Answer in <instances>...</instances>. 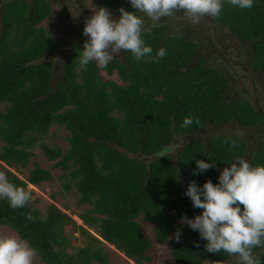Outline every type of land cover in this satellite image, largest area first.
<instances>
[{"label":"trees","instance_id":"1","mask_svg":"<svg viewBox=\"0 0 264 264\" xmlns=\"http://www.w3.org/2000/svg\"><path fill=\"white\" fill-rule=\"evenodd\" d=\"M99 1L115 12L121 7L134 12L130 0ZM253 4L242 10L224 0L220 16L213 20L237 36L248 50L243 59L264 82V0H253ZM5 5L0 29V160L22 173L39 141L46 157L58 159L55 165L68 171L79 194L77 205H89L77 216L100 238L53 203L43 214L32 201L13 209L7 199L0 198V225L14 230L46 264H107L104 242L139 264L150 261L147 251L153 242L140 220L153 225L158 243L171 247L174 264H204L205 260L236 264L237 258L223 251L207 252V241L180 223L182 216L192 219L202 212L185 195L191 181L201 188L207 180L219 183L223 168L235 156L247 160L248 152L252 166L264 165V136L244 134L264 129V108L251 101L247 91L240 92V82L221 48L209 47L197 25L180 23L176 31L162 21L141 33L153 54L165 48L167 55L158 63L137 61L130 51L120 50L107 67L92 61L82 69L79 54L87 39L81 37L82 43L67 52L55 72L54 61L41 58L61 42L32 25L53 14L52 1L34 0L31 10L26 0ZM231 63L237 65V61ZM101 71L108 76L116 71L122 84L105 79ZM189 116L198 118L200 125L182 127ZM231 122L238 124L241 137L218 133L206 139L194 137L208 126ZM52 125L69 132L66 151L42 141ZM178 137L186 141L158 158ZM227 139L236 140L234 150L229 151ZM251 141L255 148L251 149ZM197 159L215 167L194 174ZM5 173L10 182L26 189L27 184L52 178L49 170L37 164L25 179L10 170ZM64 187L68 191L71 185ZM29 213L34 222L26 219ZM178 229L179 242L174 238ZM74 232L84 245L70 253L77 240ZM254 252L264 262V249Z\"/></svg>","mask_w":264,"mask_h":264},{"label":"clouds","instance_id":"2","mask_svg":"<svg viewBox=\"0 0 264 264\" xmlns=\"http://www.w3.org/2000/svg\"><path fill=\"white\" fill-rule=\"evenodd\" d=\"M227 3L242 10L254 6L253 0H227ZM130 4L135 11L121 7L118 19H114L106 7L92 9L83 29L88 39L79 54L80 68H86L92 61L107 67L120 50L130 51L137 61L158 63L167 52L160 47L153 54V48L145 44L141 36L147 30L145 19L153 27L167 21L173 30L179 31L175 23L177 13H183L185 22L198 24L203 16L219 17L224 0H130ZM193 123L199 126L200 120L185 117L182 127ZM224 143L230 146L229 151L237 147L235 139H227ZM167 151L158 153V158L165 156ZM214 167L213 163L197 159L194 174ZM218 180L217 184L207 180L202 188L195 181L189 183L185 195L191 199L193 207L202 212L192 219L182 216L180 223L187 224L207 241L205 248L209 253L223 251L235 256L236 264H264L254 252V249H264V165L252 166L245 158L235 156L220 172ZM0 198L7 199L11 208L19 209L29 204L33 196L30 190L13 184L6 173L0 171ZM26 219L34 222L36 218L29 213ZM174 238L179 242V229ZM36 254L25 240L0 233V264H34ZM204 264L217 262L205 260Z\"/></svg>","mask_w":264,"mask_h":264},{"label":"rangeland","instance_id":"3","mask_svg":"<svg viewBox=\"0 0 264 264\" xmlns=\"http://www.w3.org/2000/svg\"><path fill=\"white\" fill-rule=\"evenodd\" d=\"M21 1V0H20ZM32 3V0H29ZM84 4L87 5L89 8H94L89 0H82ZM23 2V1H22ZM21 2V3H22ZM66 2V1H65ZM74 3L70 4L67 3V9L70 12H74L78 9L79 5ZM53 9L56 13H59L61 10V5L59 3L52 2ZM81 9L77 10L78 17H82L85 21L86 18L90 17V15L84 14L82 11L79 12ZM58 17V16H57ZM56 20H58L56 18ZM50 21H55V18H47L43 21L44 28L48 30L51 34H53L56 40H62L59 50L52 52L53 54L44 55L42 60L51 59L55 61L56 65H61L62 61L65 59L67 52L70 51L72 43L75 41L73 33L66 32L65 37L60 36L62 34L61 29H59L56 25H50ZM183 13H177V20L175 23L180 25V23H184ZM213 20V18L208 16H203L200 18V21L197 25L199 29V35L205 43L208 44L209 47L213 48L214 45H218L227 61H229L230 71L235 74L237 80H239L241 85V93L247 94L251 101H253L256 105L258 104L262 108H264V82L258 76L257 72H254L245 62L243 59L244 55L248 50L241 44L240 40L237 38L236 35L231 34L230 30L224 25H218V23ZM166 25L169 26V30H173L170 23L165 21ZM48 24V25H47ZM200 27H199V26ZM150 26V25H148ZM60 31V32H59ZM83 35V30L81 31ZM84 36V35H83ZM77 39V38H76ZM79 39V38H78ZM77 39V41H78ZM84 39H88V37L84 36ZM76 41V42H77ZM246 45V44H245ZM216 47V46H215ZM214 49V48H213ZM222 54L221 51H218ZM118 56V55H117ZM237 61V65L231 62ZM101 75L105 79H112L119 84H122V81L118 78L116 71H113L111 76H108L105 71H101ZM3 104H0V109H2ZM239 126L235 122L226 123L220 126H208V128L199 133L195 134V138L206 139V137H211L215 133L218 134H234L240 135V131L238 130ZM257 131L254 130H247L244 132L246 137H250V135L256 134V132H260L264 136V129L260 128ZM69 132L64 129L63 127H59L57 125H52L48 130L47 135H45L42 139L45 143H47L50 147H60L63 151H66L68 148V137ZM186 141L185 137H178L174 139L173 144L169 148L168 152L172 153L175 151L180 145H182ZM3 144L0 141V149L1 145ZM251 149L255 148V142L249 143ZM249 147V146H248ZM33 156L30 158L29 165L26 169H23L22 173L17 172L14 168L7 166L4 162L0 160V171L5 172L6 170H10L17 174L20 178L25 179L28 174V171L32 169L35 164L39 165L43 169H47L51 172L52 178L48 181H43L38 185L27 184V189L33 192V199L32 204L35 208L41 210L43 214H45L46 208L49 204H55L58 208L62 211L66 212L77 224L84 225L81 219L77 216V214L82 213L87 210L89 207L88 204L78 206L77 199H78V192L76 191L73 182H70V175L68 171L63 170L60 166H56V162L58 159L49 160L46 155L44 154L43 150L39 146V141L35 142V145L32 147ZM250 153L248 152L247 161L250 160ZM70 183L71 187L67 191L65 190L64 184ZM140 225L142 230L146 233L147 237L153 242V247L147 251V254L151 257L150 261L144 262L143 264H174L173 256L171 255V247L167 243H158L154 238L153 233V225L142 222L140 220ZM84 227L88 228V230L96 237L99 235L96 233L94 229L89 228L88 226L84 225ZM0 233L4 234H11L15 235L19 238L17 233L12 230L8 226L0 225ZM72 235L77 238L76 242H72L71 249L69 250L70 253H74L77 247L84 245V239L80 237L78 232L72 233ZM100 238V237H99ZM20 239V238H19ZM104 252L107 253L109 262L107 264H139L134 259L126 257L122 252L118 251L114 245L108 244L104 242ZM264 254V252H263ZM34 264H46L42 262L38 255L36 254L34 258ZM92 264H101L96 261H92Z\"/></svg>","mask_w":264,"mask_h":264},{"label":"flooded vegetation","instance_id":"4","mask_svg":"<svg viewBox=\"0 0 264 264\" xmlns=\"http://www.w3.org/2000/svg\"><path fill=\"white\" fill-rule=\"evenodd\" d=\"M8 1H11V0H0V15H3V13H4V11H5V9H6V2H8ZM27 2H28V4H29V10H31V7H32V5H33V3H34V0H32V3H31V1H29V0H26ZM52 2H55V3H59L60 5H61V10L59 11V13H56L55 11H53V14L52 15H50V16H48L47 18H55V21H50V25H56L59 29H61V32H62V34H60V36H64L65 37V33L66 32H69V30H70V33L72 32L73 33V36H74V39H75V41L72 43V46H71V49H72V47L78 42L79 44H81L82 43V38L81 37H84L83 35H82V30L84 29V26H85V21L83 20V18L82 17H78V15H77V10L78 9H81L79 12L81 13V11L85 14L86 13V15L88 14V15H92V9H95V7H105L104 5H102L101 4V2L99 1V0H89L90 2H91V4L93 5V6H95L94 8H89V7H87V5L86 4H84V2L82 1V0H51ZM66 1V2H65ZM70 1H71V3H74V1L76 2V3H78L77 5H79V7H78V9L77 10H75L74 12H70V11H68V9H67V3H69L70 4ZM107 8V7H106ZM109 9V11L111 12V14H112V17L114 18V19H118L119 18V16H120V13H119V11L118 12H115L114 10H112V9H110V8H108ZM133 11H135V9L133 10ZM30 14H31V12H30ZM58 16V17H57ZM56 18L58 19V20H56ZM164 24L166 25V23L164 22ZM32 25H35V27L36 28H39V27H41V28H43V30L44 31H46V33L50 36V37H52L53 39H54V41H56V42H61V43H66V41L65 42H62V40H56L53 36V34H51L48 30H46L45 28H44V26L43 25H45V24H43V22H40V23H35V24H32ZM48 25V24H47ZM145 25L146 26H148V25H151V22L150 21H148L147 19H145ZM0 28H1V25H0ZM60 32V31H59ZM78 39V41H77V39ZM77 41V42H76ZM56 50H59V48L58 49H55V50H53V51H48L47 53H46V55H49L50 53L51 54H53L52 52H54V51H56ZM121 53V51L117 54V55H119ZM117 57H119V56H117ZM54 64H55V61H54ZM58 68H59V65H56L55 64V68H54V70H55V72L56 71H58ZM258 105V104H257ZM259 106V105H258ZM259 109H261L260 107H259ZM262 110V109H261Z\"/></svg>","mask_w":264,"mask_h":264},{"label":"water","instance_id":"5","mask_svg":"<svg viewBox=\"0 0 264 264\" xmlns=\"http://www.w3.org/2000/svg\"><path fill=\"white\" fill-rule=\"evenodd\" d=\"M0 25H1V29H2L4 26V19H3L2 15H0Z\"/></svg>","mask_w":264,"mask_h":264},{"label":"bare ground","instance_id":"6","mask_svg":"<svg viewBox=\"0 0 264 264\" xmlns=\"http://www.w3.org/2000/svg\"><path fill=\"white\" fill-rule=\"evenodd\" d=\"M33 185V184H32Z\"/></svg>","mask_w":264,"mask_h":264}]
</instances>
